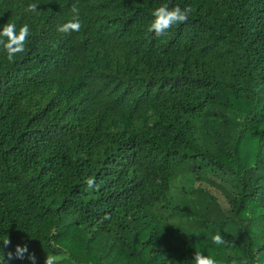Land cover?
Listing matches in <instances>:
<instances>
[{
  "label": "trees",
  "instance_id": "obj_1",
  "mask_svg": "<svg viewBox=\"0 0 264 264\" xmlns=\"http://www.w3.org/2000/svg\"><path fill=\"white\" fill-rule=\"evenodd\" d=\"M165 3L194 11L157 37ZM6 22L31 35L0 50V264H264V0H0Z\"/></svg>",
  "mask_w": 264,
  "mask_h": 264
},
{
  "label": "clouds",
  "instance_id": "obj_2",
  "mask_svg": "<svg viewBox=\"0 0 264 264\" xmlns=\"http://www.w3.org/2000/svg\"><path fill=\"white\" fill-rule=\"evenodd\" d=\"M38 5L35 3L28 4L24 11L26 13H37ZM194 11L191 6H186L185 8H180L175 6L169 8L167 3L162 4L161 6L155 8L151 15L153 17L152 21L147 27L148 33H154L157 37L164 35L169 29L173 26H178L180 24L187 23L189 20V15ZM71 13L73 14L72 19L67 22L57 25V32L64 35H71L73 32H79L82 28V24L79 16V9L76 5H72ZM31 35L30 25L24 23L19 27L17 31L16 24L6 22L2 25V30H0V50L6 53V58L9 62H14L15 57L19 54H22L26 51V45L28 43V38ZM159 183V180H157ZM86 184L88 187H96V182L94 177H88L86 179ZM111 216L108 213H105L101 218L99 223H103L105 220H110ZM211 241L214 245H226L235 247L233 241L226 240L225 237L219 232L211 235ZM3 247L7 248L11 244V240L8 238L2 241ZM3 251V248H0ZM25 253H28L27 259L31 264H37V257L34 252L28 251L27 244L16 245L15 251H8L6 253L7 260L13 259H25ZM260 256H264V253L257 254V260ZM192 264H217V261L209 256L204 255L202 252H194L193 259L191 260ZM7 264V262H6ZM44 264H57V259L54 256L47 255ZM231 264H249L246 259L237 261L233 259Z\"/></svg>",
  "mask_w": 264,
  "mask_h": 264
},
{
  "label": "rangeland",
  "instance_id": "obj_3",
  "mask_svg": "<svg viewBox=\"0 0 264 264\" xmlns=\"http://www.w3.org/2000/svg\"><path fill=\"white\" fill-rule=\"evenodd\" d=\"M70 112H73V110L72 109H68L67 113H70ZM10 148H11V145H5V146L2 147V151L4 152L5 150H7L9 152Z\"/></svg>",
  "mask_w": 264,
  "mask_h": 264
}]
</instances>
